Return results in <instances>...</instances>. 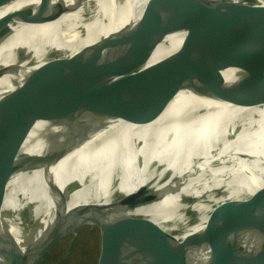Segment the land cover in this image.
<instances>
[{
	"label": "bare ground",
	"instance_id": "obj_1",
	"mask_svg": "<svg viewBox=\"0 0 264 264\" xmlns=\"http://www.w3.org/2000/svg\"><path fill=\"white\" fill-rule=\"evenodd\" d=\"M32 1L29 0V6ZM114 1L110 0V4ZM253 1L258 0L202 13L182 32L154 75L158 93L154 102L151 99L146 105L141 126L134 133L122 136L121 141L116 138L113 144H108L112 99L105 80L76 69L59 68L54 75L32 76L28 88H10L0 104L3 209L8 210L32 192L54 186L68 154L71 155V164L66 167L68 183L88 199L105 206L121 198L115 193L118 189L132 196L144 194L145 187L160 189L173 178L176 186L184 189L217 179L231 165L249 118L264 105V8L255 7ZM94 2L100 3L102 10L108 9L106 0H42L39 16L32 17L25 9L5 18L0 22L1 50L38 25L69 27L75 24L82 7ZM165 6V3L156 5L101 33L94 44L115 45L145 32L166 15L169 8L164 9ZM84 37L90 46L93 37ZM156 114L158 117H153ZM156 124L160 125L157 129ZM63 128L60 148L56 145ZM256 153L259 157L264 155V124ZM125 154L130 165L137 161L139 154L148 160L140 173L128 181L107 179L110 175L123 174L121 169L114 170V165L118 162L125 166L121 157ZM203 156L204 161L198 163ZM193 167H197L195 175L188 180L184 172ZM108 182L112 183L105 186ZM92 185H98L97 189L88 188ZM107 190L112 194L105 195ZM147 197L143 209L153 207L155 202L157 208L180 200L169 191ZM122 214H128L122 221L145 226L135 240L172 228L170 223L145 212ZM248 226L253 233L240 235L248 247L246 264H264V212L256 215ZM19 227L0 217V251L13 244V248L25 245L27 236L24 237L25 232H18ZM60 232L40 227L33 234L47 238L59 237ZM83 240L91 239L84 237ZM188 242L203 249L196 250L201 255L198 259L201 264H236L237 257L232 250L192 237L171 240L143 253L114 255L112 262L101 264H183L184 256L175 257L178 255L175 251ZM51 248L47 246L38 251L40 255L33 259L7 263L3 260L1 264H40L54 249Z\"/></svg>",
	"mask_w": 264,
	"mask_h": 264
},
{
	"label": "water",
	"instance_id": "obj_2",
	"mask_svg": "<svg viewBox=\"0 0 264 264\" xmlns=\"http://www.w3.org/2000/svg\"><path fill=\"white\" fill-rule=\"evenodd\" d=\"M106 1L107 10H102L100 3L94 2L69 27L38 25L31 32L21 34L5 50H1L0 40V104L10 88H28L29 78L34 75H54L59 68L76 69L105 80V88L112 99L108 144L116 138L121 141L122 136L134 133L141 126L146 105L151 99L154 102L158 93L157 83H153L154 75L163 66L164 56L172 43L202 13L227 6L239 7L249 0H115L112 4L110 0ZM28 3L29 0L23 3L0 0V22L25 9L32 17L39 16L42 0H34L30 6ZM162 3L169 11L145 32L115 45L94 44L101 33L115 29ZM252 4L264 8V0ZM50 29L52 31L47 33ZM84 35L93 37L90 46ZM47 58L50 60L46 61ZM263 113L264 105L261 104L249 118L237 142L231 165L217 179L199 186L180 188L173 178L157 190L145 187L144 194L130 196L127 191L118 189L115 193L121 198L105 206L88 199L68 183L66 167L71 164V155L68 154L54 186L28 194L8 210L3 209L0 188V217L19 224L18 232H25L23 235L27 236L25 245L13 248V244L0 251V264L3 260L7 263L33 259L45 247L54 248L62 241L78 236L92 237L99 246L91 264L112 262L114 255L143 253L181 237L197 238L209 245L232 250L237 257L236 264H246L248 247L240 235L253 233L248 224L264 212V155L259 157L256 153L264 124ZM64 131L65 128L56 145L60 148ZM65 152L70 153V150ZM121 157L125 166L116 162L114 170L121 169L123 174L110 175L107 179L126 178L124 180L128 181L140 173L148 160L139 154L137 161L130 165L126 154ZM204 159L205 156L198 163ZM196 169L185 171L184 176L190 180ZM111 183H105V186ZM98 185L88 188L97 189ZM167 191L173 192L180 200L157 208L155 202L151 208H142L149 199L147 195L160 196ZM104 194L109 196L112 192L107 190ZM128 211L154 215L170 223L172 228L150 238L135 240L145 226L122 221L128 215L122 213ZM40 227L61 232L59 237L37 238L33 233ZM28 243L34 246L30 247ZM179 247L175 257L184 256L183 264H201L198 260L201 255L196 250L203 249L191 242Z\"/></svg>",
	"mask_w": 264,
	"mask_h": 264
},
{
	"label": "rangeland",
	"instance_id": "obj_3",
	"mask_svg": "<svg viewBox=\"0 0 264 264\" xmlns=\"http://www.w3.org/2000/svg\"><path fill=\"white\" fill-rule=\"evenodd\" d=\"M90 4H85L79 11V16L90 9ZM160 125L156 124L157 129ZM87 237L91 240H83ZM70 241H63L49 251L41 260L40 264H91L92 258L97 251V243L89 236H78Z\"/></svg>",
	"mask_w": 264,
	"mask_h": 264
}]
</instances>
